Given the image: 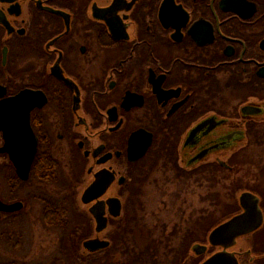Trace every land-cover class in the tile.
Listing matches in <instances>:
<instances>
[{
    "label": "flooded vegetation",
    "instance_id": "obj_1",
    "mask_svg": "<svg viewBox=\"0 0 264 264\" xmlns=\"http://www.w3.org/2000/svg\"><path fill=\"white\" fill-rule=\"evenodd\" d=\"M2 126L0 203L19 204L0 210V227H19L7 264H104L129 200L181 221L187 200L207 209L187 227H139L145 243L118 264H264V0H0ZM12 150L31 156L26 178ZM102 177L105 192L84 202ZM242 193L261 224L213 244ZM220 206L226 217L202 227ZM95 239L109 246L88 251ZM15 242L3 241L9 257Z\"/></svg>",
    "mask_w": 264,
    "mask_h": 264
},
{
    "label": "water",
    "instance_id": "obj_2",
    "mask_svg": "<svg viewBox=\"0 0 264 264\" xmlns=\"http://www.w3.org/2000/svg\"><path fill=\"white\" fill-rule=\"evenodd\" d=\"M2 129L3 126L0 127V130ZM4 137L7 138L6 135H4ZM0 151H4V148H2ZM27 151L29 150H26L25 152ZM12 152H16L18 154V156L15 157L11 156L16 174L22 178H26L29 171L31 156L23 161V158L19 155L21 154L19 150H12ZM109 180H104L102 177V180L99 179L94 182L85 191L82 197L83 201L87 203L91 201L93 197L103 194L108 186ZM238 201L243 211L237 215H234L224 223L220 224L211 232L209 240L213 244L221 242L224 243V241L227 239L232 242L235 238L254 231L261 224L262 215L258 207V199L249 193H242L239 196ZM107 203L110 207L109 214L113 218H117L121 214L120 201L118 199H110ZM18 208V203L11 205L0 203V210L4 212H14ZM91 213L95 218V231L97 233H100L107 226V217L104 216L105 211L103 209V206H95L93 209H91ZM108 246V241H99L98 239L89 240L84 243V247L90 252H95L96 250L107 248Z\"/></svg>",
    "mask_w": 264,
    "mask_h": 264
},
{
    "label": "trees",
    "instance_id": "obj_3",
    "mask_svg": "<svg viewBox=\"0 0 264 264\" xmlns=\"http://www.w3.org/2000/svg\"><path fill=\"white\" fill-rule=\"evenodd\" d=\"M140 212L136 211L134 209L132 201H127L125 210L123 213V216L121 219H119L118 222H113V224H120L123 233L120 236L117 231L112 230L111 233V240L112 245L106 249V255H105V262L104 264H118V251L124 250L126 253L127 259L124 260V262L129 263L131 257L135 256L136 253L134 252V249L142 246L145 243V236L138 237L137 231H139V227H143V216L139 214ZM210 219V217H204V215L201 217V221L205 222ZM76 223V222H75ZM203 223V224H205ZM115 229V228H114ZM136 230V231H135ZM114 231V232H113ZM117 232V233H116ZM19 235V227H0V243H3L5 238L7 236H10L13 240H15V244L11 247L12 250L10 251L12 254H17L18 246H17V240ZM10 249V250H11ZM3 251L7 255L9 253V250L5 247H3ZM139 255L146 256V253H140ZM16 260V259H14ZM0 264H7V263H0ZM70 264H102L99 259H88L87 261H76L74 260Z\"/></svg>",
    "mask_w": 264,
    "mask_h": 264
},
{
    "label": "rangeland",
    "instance_id": "obj_4",
    "mask_svg": "<svg viewBox=\"0 0 264 264\" xmlns=\"http://www.w3.org/2000/svg\"><path fill=\"white\" fill-rule=\"evenodd\" d=\"M145 204H144V208L146 210H144L143 212H140L139 214L143 216V227H154V225L156 226H159L160 224L162 225H166V227H172V225H178L179 227H187L188 226V214L189 212H191L192 210L195 211V212H198L199 210H201L202 212L206 211V205L203 203L201 205L198 204V202L196 200H187L186 201V205H185V208H186V216H185V219L183 221H181L180 218L178 217H174L172 216L171 213H164L163 215H152L153 213L151 212L149 206H148V201H144ZM177 203V202H176ZM179 204V203H178ZM191 205L192 209L190 210L189 209V205ZM151 205V204H150ZM153 207V205L151 206ZM161 207V206H159ZM178 208V205L175 204V208ZM180 204H179V209H180ZM227 207L229 208V211H231L232 209H235V206H234V203L233 201H228V205ZM219 212H217L216 215L214 216H211L210 219L207 220V222L205 223L204 221L202 222L205 223L203 224L202 227H204V225H208L210 223H213V222H220L222 221L226 215L221 213L223 210V208H219L218 210ZM112 230L111 227H108L107 229V232L106 234L109 235L112 233ZM114 232V231H113ZM146 240V238H145ZM10 244V243H9ZM3 247L6 248L5 244L4 243H0V263H8V262H15L17 263V260H14V259H17L18 257V251L16 252L17 254H12L10 257L8 256V254L6 255L5 252L3 251Z\"/></svg>",
    "mask_w": 264,
    "mask_h": 264
}]
</instances>
